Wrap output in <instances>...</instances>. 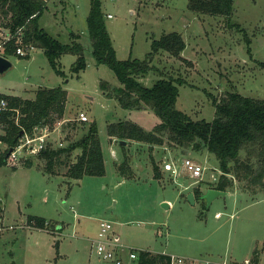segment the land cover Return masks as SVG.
Wrapping results in <instances>:
<instances>
[{"label": "rangeland", "instance_id": "1", "mask_svg": "<svg viewBox=\"0 0 264 264\" xmlns=\"http://www.w3.org/2000/svg\"><path fill=\"white\" fill-rule=\"evenodd\" d=\"M100 1L118 59H147L153 39L163 33L182 34L186 49L181 55L160 51L152 61L153 70L140 81L151 87L161 77L183 80L177 108L192 119L213 121L215 101L236 90L264 99V0H234L230 18L192 11L189 0ZM46 4L41 26L62 43L71 44L79 35L86 69L74 73L77 55L64 54L59 62L65 76H60L45 51L34 46L30 58H11L13 67L0 74V94L34 98L41 86L66 89L65 123L57 122L56 127L67 139L55 133L52 147H60V140L65 147L80 139L96 122L106 174L88 175L74 183L65 175V165L59 169L61 173L48 174L39 154L33 157L32 168L19 165L26 159L1 165L0 224L17 226L24 221L27 227L3 229L0 264H111L97 258L92 248L91 240L98 235L102 221L114 223L122 242L139 252L239 263L252 258L256 250L264 257V189L255 190L229 175L234 185L227 188V195L216 197L211 204L203 198L192 203L186 197L188 190L200 188L205 194L220 182L222 171L215 154L207 148H181L169 141L151 147L125 140V149L123 141L115 138L111 142L110 123L128 120L152 131L161 118L149 106L125 109L102 91L101 81L113 87L121 83L108 65L98 64L92 55L87 24L92 0H46ZM81 112L89 121H80ZM0 146L2 161L8 146L4 142ZM79 152H73L72 160ZM125 156L129 166L123 175L119 167ZM187 157L205 167L200 182L183 173L182 161ZM153 161L159 166L160 179L155 177ZM167 162L176 165L179 177L166 171ZM30 216L45 218L46 228L28 226Z\"/></svg>", "mask_w": 264, "mask_h": 264}, {"label": "trees", "instance_id": "2", "mask_svg": "<svg viewBox=\"0 0 264 264\" xmlns=\"http://www.w3.org/2000/svg\"><path fill=\"white\" fill-rule=\"evenodd\" d=\"M188 7L201 14L220 15L226 18L234 15V0H189ZM45 10L46 0H0V15L3 17L0 27L9 29L12 33L18 28H23L24 43L42 48L51 66L60 76H65L60 68V58L68 53L77 55L72 71L80 73L86 69L87 63L84 56L85 47L77 41L79 35L74 36L71 44L62 43L52 36L40 23ZM87 24L92 42V55L98 64L108 65L121 83L120 87H113L109 82L101 81L102 91L108 97L116 98L125 109L149 106L162 121L152 131H147L138 123L128 120L110 123L109 136L121 142L136 140L148 143L151 147L164 145L169 141L170 144L181 148L192 147L195 150L207 148L216 155L223 172L215 189L227 192V188L234 185L229 175H233L234 179L246 181V185L255 190L264 189V99L243 95L236 90L215 101L216 117L213 121L194 120L177 108L181 88L179 85L184 83L183 80L161 77L151 87L140 81L141 77L153 70L152 61L160 51L181 55L186 49V42L181 33L178 31L163 33L159 39H153L152 51L147 59L121 60L117 57L100 0H92ZM17 44V36H14L5 46L3 54L6 57L16 56ZM3 99L7 101V107L0 112V123L4 131L0 134V141L6 143L8 147L1 157L0 165L6 164L8 151L15 147L24 135H32L38 126L49 123L52 126L64 119L68 91L63 87L41 86L36 91L34 99L0 94V103ZM69 126L74 127L73 123ZM122 147L125 149L124 144ZM77 149H80V152L73 161V152ZM38 157L43 160L42 167L48 174L61 173L59 169L63 165L67 166L65 175L73 180H80L88 175L106 174L105 157L96 122L91 123L87 133L80 139L67 143L65 147L50 146L40 152ZM32 164V160L24 162V166L27 167H31ZM126 165L128 162L125 156V161L119 167L123 175H126ZM153 168L155 177L160 179L161 173L155 161ZM193 192L196 200L204 196L200 188L194 189ZM204 201L206 202L205 199ZM28 224L45 229L47 220L43 217L30 216ZM258 254L256 250L252 257L255 264L259 261ZM170 258L169 254H154L140 250L136 262L170 264Z\"/></svg>", "mask_w": 264, "mask_h": 264}, {"label": "built area", "instance_id": "3", "mask_svg": "<svg viewBox=\"0 0 264 264\" xmlns=\"http://www.w3.org/2000/svg\"><path fill=\"white\" fill-rule=\"evenodd\" d=\"M108 17H112L108 13ZM17 36V50L16 56H26L30 55L31 50L35 47L33 44H26L23 41V28H18L15 33H12L11 30L6 28H0V54L4 55L5 46L10 40ZM5 56V55H4ZM7 107V101L2 100L0 103V112ZM19 115V110H17ZM79 119L81 122L89 121V117L86 113L81 112ZM0 129L2 125L0 123ZM51 131L48 126H38L35 128L32 135H24L20 138L18 144L15 147H12V151H8L6 155V162L9 165H16L21 159H26L31 157V155H37L43 150H46L48 147H52ZM62 139H65L64 137ZM59 146L63 147L64 143L60 140ZM112 155L116 157V152L112 150ZM165 169L174 177H179L180 171L175 164L167 162L165 164ZM183 173L188 174L191 179L200 182L203 178L205 167L201 163H197L194 159L187 157L182 161ZM223 175V172H221ZM217 180V178H215ZM221 214H218L220 216ZM11 229H15V226H11ZM5 229L4 226L0 225V234ZM121 234L118 233L114 223L111 221H102L100 223V230L98 235L93 238L92 248L93 252L97 258L110 262L111 264H128L130 262L136 261L140 254L139 250L135 248H129L121 240ZM171 256V255H170ZM170 264H255L253 260L247 259L243 263H235L231 261H221L217 262L214 260L204 259V258H186V257H177L171 256Z\"/></svg>", "mask_w": 264, "mask_h": 264}, {"label": "crops", "instance_id": "4", "mask_svg": "<svg viewBox=\"0 0 264 264\" xmlns=\"http://www.w3.org/2000/svg\"><path fill=\"white\" fill-rule=\"evenodd\" d=\"M18 56H12V57H9V59L11 60V58H17ZM30 58V57H29ZM17 59H19V58H17ZM37 91V90H36ZM36 91H34V92H36ZM10 95H14V96H19V97H22V98H26V97H23V96H20V95H16V94H10ZM35 96H36V93H35ZM35 98V97H34ZM34 98H26V99H34ZM57 122H60L61 124H63V123H65V120L63 119V120H61V121H57ZM56 122V123H57ZM56 123L54 124V125H50V123L49 124H47V125H44V126H48L49 128H50V131H51V137H50V139L52 140V136L55 134V133H57L58 132V136H59V138H61V136H62V138L64 137L65 138V140L67 139V134L66 133H61V131L62 130H60V129H57V127H56ZM111 137V136H110ZM114 139L115 138H113L112 139V137L110 138V141L111 142H113L114 141ZM2 144V141H0V145ZM0 148H1V146H0ZM34 156H36V155H31V157H29V158H26V161L27 160H32L33 161V164H32V166L31 167H27V166H24V163H20L19 165L20 166H24V167H27V168H32L33 167V165L35 164V158H33ZM77 156V155H76ZM75 156V157H76ZM37 157H38V155H37ZM76 160V158L73 160V161H75ZM7 163V162H6ZM7 165V164H6ZM9 165V164H8ZM0 167H1V165H0ZM15 168H16V166H15ZM79 181V180H78ZM77 181V182H78ZM77 182H74V183H77ZM189 192H188V195L191 193V192H193V191H190V190H188ZM228 193V192H227ZM188 195H186V197H188ZM195 195V194H194ZM227 195V194H226ZM1 199V198H0ZM195 199H196V197H195ZM197 201V200H196ZM218 214H221L220 212H218L216 215H217V217H220V216H218ZM0 225H2V226H4V227H7V228H9V227H11V226H5L4 224H0ZM28 226H30V225H28ZM15 227H20L21 229H23V228H25V227H27V224L26 223H24V221L22 222V224L21 225H17V226H15ZM30 227H33V226H30ZM33 228H36V227H33ZM58 228H60V226L58 227ZM61 228H62V226H61ZM41 230V229H40ZM100 230V229H99ZM95 238V237H94ZM259 256H258V258H259V261H258V263L257 264H264V257H263V255H261L260 253L258 254ZM195 257V256H194ZM194 257H188V258H194ZM195 258H204V259H209V260H214V261H217V262H221V261H224V260H215V259H213V258H208V257H204V256H200V257H195ZM252 259V258H251ZM226 260V259H225ZM226 261H231V262H235V263H239V262H237V261H235V260H226ZM15 263V262H14Z\"/></svg>", "mask_w": 264, "mask_h": 264}, {"label": "water", "instance_id": "5", "mask_svg": "<svg viewBox=\"0 0 264 264\" xmlns=\"http://www.w3.org/2000/svg\"><path fill=\"white\" fill-rule=\"evenodd\" d=\"M13 67V63L12 61L4 56L0 54V74H4L5 72L9 71L11 68ZM126 144V141H123L122 144ZM13 148H11L10 151H12ZM78 180H75V182H77ZM227 192L226 191H221L215 188H210L203 196V198L208 202V204H211V202L213 200H215L216 197L220 196V195H226ZM188 199L192 202V203H196V199H195V195L194 192H191L188 195Z\"/></svg>", "mask_w": 264, "mask_h": 264}]
</instances>
